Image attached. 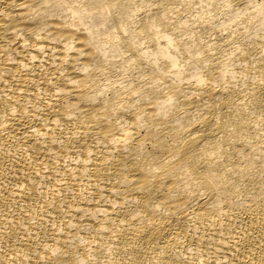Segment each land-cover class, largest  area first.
<instances>
[{
  "label": "bare ground",
  "instance_id": "obj_1",
  "mask_svg": "<svg viewBox=\"0 0 264 264\" xmlns=\"http://www.w3.org/2000/svg\"><path fill=\"white\" fill-rule=\"evenodd\" d=\"M0 264H264V0H0Z\"/></svg>",
  "mask_w": 264,
  "mask_h": 264
}]
</instances>
